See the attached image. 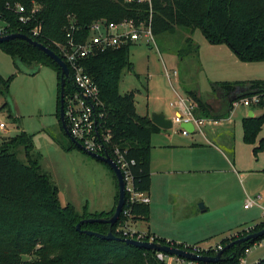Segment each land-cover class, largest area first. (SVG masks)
Segmentation results:
<instances>
[{"label":"trees","instance_id":"trees-1","mask_svg":"<svg viewBox=\"0 0 264 264\" xmlns=\"http://www.w3.org/2000/svg\"><path fill=\"white\" fill-rule=\"evenodd\" d=\"M17 4L23 5L27 11L36 8L27 25L18 23L14 10ZM0 20L8 25V32L25 35L59 57L62 56L57 46L66 43L69 27H74L76 41L82 42L88 38L89 28L94 23L132 20L136 25L148 22L153 36L171 35L178 29H187L191 33L200 30L209 44H225L239 61L264 62V0H152L151 9L144 4H127L124 0H0ZM37 25L41 31L33 37L31 31ZM186 43L193 46V53L198 58V46L194 45L191 38H187ZM132 45L129 43L91 54L83 60L82 66L98 86L104 125L113 144L126 150L127 161H134L130 166L134 191L148 194L151 184V138L161 129L151 122L149 116L137 114L134 92L123 95L119 93L118 83L122 72L125 69L132 70L129 60ZM0 49L12 57L18 72H21L19 64L35 66L36 70L28 72L32 76L41 67H48L56 72L55 116L61 128L59 67L45 54L22 40L1 43ZM11 80L12 78L5 80L0 76V95L6 97L5 105H8ZM211 90L215 97L207 101L194 90L186 92V96L196 105L194 114L199 119H227L235 102L253 96L259 98L256 107L264 109V79L215 82L211 84ZM72 91L70 81H66L64 95L67 96ZM263 125L264 112L260 116L243 118V143L255 145ZM62 132L64 133L63 130ZM17 147H23L25 163L17 158ZM71 147L77 148L72 142ZM261 152H264V138L252 149L255 158ZM112 176L116 182L113 173ZM117 198L116 183L114 204L108 212L88 213L84 210L79 214L70 204L62 206L57 187L50 176L42 171L34 155L30 135L21 131L14 137L4 139L0 143V264H169L159 261L155 252L127 245L122 241H105L76 231L75 227L81 220L111 217ZM129 199L126 194L123 211H129L133 222L148 221L149 204L130 202ZM126 220L121 214L113 226L83 223L80 230L102 235L112 232L116 237L125 239L117 229ZM262 229L264 221L247 225L234 236L220 240L219 244L224 249L231 242ZM263 240L264 237L227 249L219 264H239V259L245 256L244 251ZM154 241L179 248L184 244L155 236ZM254 264H264V258Z\"/></svg>","mask_w":264,"mask_h":264},{"label":"rangeland","instance_id":"rangeland-1","mask_svg":"<svg viewBox=\"0 0 264 264\" xmlns=\"http://www.w3.org/2000/svg\"><path fill=\"white\" fill-rule=\"evenodd\" d=\"M152 38L153 41L146 42L144 38H140L133 43L129 52L132 70L125 69L118 83L121 95L134 92L138 115H152L161 109L169 110L170 104L177 101L174 91L186 99V92L195 90L203 100H207L215 97L211 90L212 83L264 79V62H241L225 44H209L200 30L191 33L187 29H178L174 34ZM187 38H191L194 45L198 46V58L193 53V46L186 43ZM18 67L21 72H18L12 57L0 49V76L5 80L12 78L8 88V105H5L6 97L0 95V124L5 126L0 128V143L21 131L26 132L31 137L34 155L42 171L50 176L57 187L62 206L70 204L79 214L84 210L88 213L110 211L116 195V182L111 171L87 153L72 148L70 139L62 132L55 116L56 72L48 67H41L32 76L27 72L36 70L35 66L19 64ZM174 72L176 75H173ZM249 111L260 116L264 109L253 105L250 110L238 104L233 106L227 120H205L201 128L203 134L208 131L219 139L226 140L241 163V167H238L247 168L245 170L264 166V155H259L257 163L252 154L253 147L264 138V125L255 145H247L242 141L241 120L246 118ZM167 118L172 119V116L168 115ZM177 130L173 126L167 133L183 138ZM202 135H189L186 141L202 142L205 145ZM15 153L19 160L26 162L23 147H17ZM210 179H213L210 183L213 185L214 176ZM244 180L238 184L232 183V189H225L223 192L209 186L204 193V200L193 204L192 216L197 212L199 214L198 218L190 222V227L194 237L198 238L196 241L200 242L198 244H219L220 240L230 234L234 236L241 228L240 225L250 223L257 208L253 206L250 210H244L247 197L243 193V186H248V180ZM203 191L204 189L200 192ZM248 196L254 197V194L249 193ZM199 204L207 206L208 211L201 213ZM128 224L132 229L143 230V223L136 227L133 221ZM262 258L264 240L250 248L246 263L254 264Z\"/></svg>","mask_w":264,"mask_h":264},{"label":"built area","instance_id":"built-area-1","mask_svg":"<svg viewBox=\"0 0 264 264\" xmlns=\"http://www.w3.org/2000/svg\"><path fill=\"white\" fill-rule=\"evenodd\" d=\"M124 2L127 4H144L147 5L149 9H151L152 6V0H124ZM14 10L18 18V23L27 25L31 20V16L35 14L36 8L27 11L23 5L17 4ZM0 23V37L13 34V32H8L6 30L8 25L5 22L0 20ZM74 30V27H69L66 35V43L57 46L62 56L60 58L67 65L69 81L73 88L71 93H68L67 96L64 95L63 106L64 120L69 135L81 145L85 152L100 156L108 155L111 158L123 176L125 191L130 197V202L135 201L149 204V197L146 193H137L133 189L130 166L134 164V161H127L125 159L126 150H121L118 145L113 144L111 135L104 125V112L102 111V102L99 97L98 86L85 72L82 62L91 54L109 48H118L129 43L133 44L140 38H144L146 42H148V40L153 41L150 24L148 22H141L136 25L132 20L110 23L99 21L90 26L89 36L82 42L76 41ZM40 31L41 28L37 25L32 29L31 35L36 37L39 35ZM173 75H176V72H174ZM167 77L169 78L168 75ZM258 101L259 98L253 96L250 99H243L239 102H235L233 106L240 104L244 107H251L257 104ZM170 106H177L178 108L177 114L171 121L172 127L175 126L178 128L177 133H180L181 136L184 137L189 136L191 133L185 130L182 125L191 124L193 126L192 133L197 132L202 134L201 128L204 125L205 119H199L195 116L194 111L196 105L188 97L186 99L178 97L177 101L174 104H170ZM4 127L3 124H0V128ZM260 200L261 196L259 194L254 197H247L244 209L257 206ZM121 214L127 220L117 231L121 232L125 239L156 243L154 241V236L151 234L128 227V222L132 221L128 210L122 211ZM169 247L174 246L169 245ZM174 248L195 256H215L222 250L220 244L201 245L184 243L182 248ZM249 252L250 249L244 251L245 256L239 259V264H247L246 256ZM155 254L156 258L163 263L201 264L161 252H155Z\"/></svg>","mask_w":264,"mask_h":264},{"label":"crops","instance_id":"crops-1","mask_svg":"<svg viewBox=\"0 0 264 264\" xmlns=\"http://www.w3.org/2000/svg\"><path fill=\"white\" fill-rule=\"evenodd\" d=\"M229 54L231 55V53ZM174 93L176 98L181 97L175 91ZM251 107L247 108L251 110ZM169 108V110L161 109L154 111L162 113L166 117L170 115L173 119L178 112V108L177 106H169ZM250 112L253 113V117L256 116L253 111H249L248 114ZM146 115L151 118V115ZM196 133L191 132L190 135ZM182 137L177 138L165 130H161L152 136L150 159L151 184L147 194L150 207L149 219L148 221H134L135 227L143 223L142 231L149 232L155 237L176 243L198 244L200 242L196 241L198 238L194 237V233L191 231L193 229L190 227V222L198 218L199 214L197 212L195 216H192L193 204L204 200V193H206L207 187L212 186L223 192L225 189H232V183L237 182L238 184L244 178L248 180V186H245V188L243 186L244 195L249 197V193L254 194V196L259 194L261 200L256 206L257 211H255V215L250 220V223H244L245 226L240 225L241 228L239 230L247 225L264 221V166L251 168L250 170L239 168L238 165L241 167V163L238 161L236 152L231 145L226 140L223 141L219 137L208 133V131L202 135L206 146L202 142L186 141V138H189V136ZM259 155H264V152L259 153L257 158H255L257 163L260 160ZM213 176L215 182L211 185L210 183L213 179L210 178H213ZM202 189L204 191L200 192ZM207 211L208 207L204 206V212ZM204 212L201 211V213Z\"/></svg>","mask_w":264,"mask_h":264},{"label":"water","instance_id":"water-1","mask_svg":"<svg viewBox=\"0 0 264 264\" xmlns=\"http://www.w3.org/2000/svg\"><path fill=\"white\" fill-rule=\"evenodd\" d=\"M22 40L31 45L32 47L36 48L43 54H45L49 59H51L60 69V91H59V121L61 124V128L64 131L65 135L70 139V141L81 151L85 152L81 145L77 143L71 136L69 135V132L66 127V123L64 120V89H65V83L66 81H69V73H68V68L65 62L58 56L56 55L52 50L49 48L45 47L44 45L36 42L35 40L26 37L25 35L19 34V33H13L10 35H6L4 37H0V44L1 43H7L12 40ZM28 73V72H27ZM248 118L253 117V113L250 112L247 116ZM151 122L156 125L158 128L161 130H170L172 128V122L170 119H168L164 114L162 113H153L151 115ZM182 127L187 130L189 133L193 131V126L191 124H183ZM87 153V152H85ZM88 156L91 158L105 164L114 174L116 183H117V191H118V198H117V203L114 208L113 215L109 218H90V219H84L81 220L75 227L76 231H80L84 233L85 235L88 236H95L99 239L105 240V241H122L126 243L127 245H131L133 247L147 250V251H152V252H161L164 254L168 255H173L181 258H185L189 261H194L197 263L201 264H219L223 261V253L227 249L238 245L240 243H244L247 241H255L258 238L264 237V229L261 231H258L253 234L246 235L243 238L237 239L233 242H231L227 247L219 251L215 256H195L193 254L184 252L180 249L174 248V247H169L167 245H161L159 243H149V242H143V241H136L132 239H120L116 237L112 232H108L105 235H102L100 233H96L93 231H81L80 226L83 223H103V224H108L110 226H113L117 223L123 208L125 204V196H126V191H125V182L123 180V176L117 167V165L111 160V158L108 155L105 156H100L96 154H91L87 153ZM199 208L201 209L202 212H204V206L202 204H199Z\"/></svg>","mask_w":264,"mask_h":264}]
</instances>
